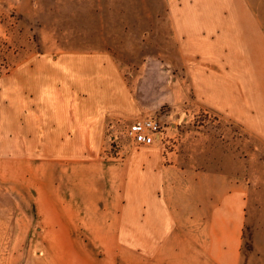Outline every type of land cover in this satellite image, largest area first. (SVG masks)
<instances>
[{
	"label": "crops",
	"instance_id": "1",
	"mask_svg": "<svg viewBox=\"0 0 264 264\" xmlns=\"http://www.w3.org/2000/svg\"><path fill=\"white\" fill-rule=\"evenodd\" d=\"M194 2L176 14L209 17L178 26L191 57L176 101L196 98L264 137V8L220 0L194 11ZM63 58L44 60L42 79L35 66L26 71L29 95L18 84L12 89L30 114V157L57 160L59 189L75 192L61 201V221H71L67 214L76 207V216L97 231L75 237L112 239L113 247L163 256L164 264H264V204H258L264 173L255 176L256 158L244 166L241 148H217L210 136H188L181 150L173 116L174 134L160 143L113 152L110 122L152 115L162 103L157 88L137 86L141 74L127 76L102 52ZM244 63L250 64L245 76ZM244 77L250 84L242 86ZM13 108L11 124L18 126L22 112Z\"/></svg>",
	"mask_w": 264,
	"mask_h": 264
},
{
	"label": "rangeland",
	"instance_id": "2",
	"mask_svg": "<svg viewBox=\"0 0 264 264\" xmlns=\"http://www.w3.org/2000/svg\"><path fill=\"white\" fill-rule=\"evenodd\" d=\"M187 1L0 0V264H164L163 256H141L128 248L113 247L116 241L112 239L76 238L77 234H97L91 231L93 224L76 216V207L67 214L71 221H61V201L75 192L59 189L57 160L30 157V114L27 117L24 97L12 89L18 84L29 95L31 76L25 73L35 66L42 79L44 60L58 63L76 52L111 55L127 76L141 74L142 81L134 85L154 84L156 97L162 101L152 115L135 120L156 118L164 134L173 135V116L179 120L181 150L187 151L188 136H210L208 140L211 138L217 148H241L244 166L247 159L256 158L253 172L262 177L261 131L253 132L202 107L196 98L194 104L175 99L180 95L178 89L186 84L187 58L191 57L178 26L187 21L204 22L203 18L209 17L176 14L188 6ZM245 1L264 8V0ZM219 3L195 0L192 7L195 11L201 6L218 7ZM249 68V63L243 64L244 76ZM250 80L244 77L242 86ZM14 105L22 112L18 126L11 124ZM260 130L264 132V127ZM117 135L113 152L141 146L123 127L118 128ZM52 184L54 189H48ZM263 192L258 197L259 207L264 204ZM247 238L248 243L249 234Z\"/></svg>",
	"mask_w": 264,
	"mask_h": 264
},
{
	"label": "built area",
	"instance_id": "3",
	"mask_svg": "<svg viewBox=\"0 0 264 264\" xmlns=\"http://www.w3.org/2000/svg\"><path fill=\"white\" fill-rule=\"evenodd\" d=\"M119 127H123L128 137L137 145L160 143L164 136L163 125L153 117L135 120L132 123L126 121L110 122L107 128V140L111 149L115 148L114 145L117 143Z\"/></svg>",
	"mask_w": 264,
	"mask_h": 264
}]
</instances>
